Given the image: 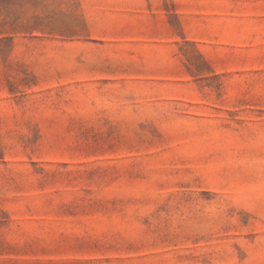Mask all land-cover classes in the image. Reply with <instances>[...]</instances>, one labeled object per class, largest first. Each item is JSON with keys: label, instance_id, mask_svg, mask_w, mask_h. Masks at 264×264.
I'll use <instances>...</instances> for the list:
<instances>
[{"label": "rangeland", "instance_id": "374dc122", "mask_svg": "<svg viewBox=\"0 0 264 264\" xmlns=\"http://www.w3.org/2000/svg\"><path fill=\"white\" fill-rule=\"evenodd\" d=\"M0 264H264V0H0Z\"/></svg>", "mask_w": 264, "mask_h": 264}]
</instances>
